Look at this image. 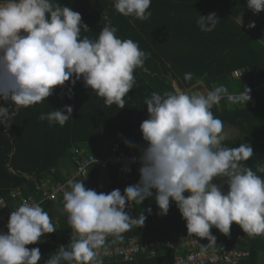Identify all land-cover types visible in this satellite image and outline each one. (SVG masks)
I'll return each instance as SVG.
<instances>
[{
	"label": "clouds",
	"instance_id": "obj_1",
	"mask_svg": "<svg viewBox=\"0 0 264 264\" xmlns=\"http://www.w3.org/2000/svg\"><path fill=\"white\" fill-rule=\"evenodd\" d=\"M151 2L114 0V8L125 17L146 21ZM247 7L257 14L264 11V0H247ZM219 22L213 12L200 15L197 25L202 32H212ZM239 22L241 26V17ZM82 29L89 31L81 14L57 0H0V99L15 108L10 112L0 107V125L8 126L21 108L44 102L57 86L68 81L74 86L81 79L109 108L125 107L123 98L136 83L134 71H147L149 54L138 42L119 38L110 23L94 40L81 37ZM192 75L185 73V81ZM250 91L245 87L233 94L219 85L206 91L177 87L163 94L153 92L144 102L148 118L140 124L146 147L140 151L138 183L123 194L119 189L97 193L83 180L69 179L61 211L71 228L70 243L60 246L45 264H101L98 250L108 236L116 242L123 233L144 225L143 214L132 218L125 211L126 201L131 207L153 197L158 215H167L174 201L188 235L209 241L201 245L204 248L216 245L213 227L227 236L235 223L250 238L264 236V177L257 174L264 173V164H257L256 171L246 166L253 157L249 143L225 146L224 124L211 111L225 99L245 106ZM72 111L65 105L39 119L64 126ZM6 227V233L0 232V264H38L40 249L26 246L56 232L49 213L28 201L11 212Z\"/></svg>",
	"mask_w": 264,
	"mask_h": 264
},
{
	"label": "trees",
	"instance_id": "obj_2",
	"mask_svg": "<svg viewBox=\"0 0 264 264\" xmlns=\"http://www.w3.org/2000/svg\"><path fill=\"white\" fill-rule=\"evenodd\" d=\"M57 2L81 14L89 29H82L81 37L94 40L103 26L110 23L117 29L119 38L138 42L141 50L149 54L144 64L147 71L139 68L134 71L136 83L123 98L125 107L122 109L116 105L106 106L103 98L86 88L81 79L74 86L70 81L57 86L44 102L21 108L8 126L0 125V199L6 203L4 211L18 206L21 198L40 201L45 189L65 183L66 177L59 169L67 162L74 167L75 150L102 158L108 155L114 143L122 147L129 144L146 147L140 131V124L148 118L145 99L153 92L172 91L173 83L182 90L194 86L193 90H197L199 85L208 90L223 85L233 94L241 93L245 87L254 89V108L247 103L232 105L225 99L211 111L224 126L237 132V142L224 141L223 144L239 147L241 143H249L253 157L245 162L246 166L256 171L257 164H264V43L260 40L264 11L254 14L247 7V0H152L148 9L151 17L141 21L119 14L114 0ZM213 12L220 22L212 32H202L197 25L199 16ZM239 17L243 18L241 26L237 22ZM248 21H253L255 27L246 31L243 25ZM242 70L241 77H233L235 71ZM185 73L193 74L190 81H185ZM9 103L0 99V107L6 106L12 112L15 108ZM65 105L71 106L73 111L64 126L39 119L42 113L62 109ZM138 170L134 169L131 185L139 181ZM257 174L264 177V173ZM110 178H113L112 172ZM100 180L98 168L93 166L82 182L87 189L99 193ZM215 182L220 183L219 179ZM224 190L227 191L226 184ZM15 191H19L20 196L12 198ZM62 201L63 197L57 202L43 200L41 203L51 216L56 232L42 236V242L26 246L40 249L38 264H45L60 246L70 243L71 228L67 214L61 211ZM134 207L136 218L141 214L146 217L144 225L123 233V239L116 242L108 236L104 247L123 246L132 237L142 242L170 240L180 232L188 233L186 221L174 201H170L167 215H158L154 197L145 199L142 204L134 203ZM148 209H151L150 214ZM210 231L219 235L218 249L236 246L248 252L238 264H264V236L250 238L235 223L227 236L214 227ZM173 254L171 250L159 252L152 258L140 254L129 262L111 260L103 264H174Z\"/></svg>",
	"mask_w": 264,
	"mask_h": 264
},
{
	"label": "built area",
	"instance_id": "obj_3",
	"mask_svg": "<svg viewBox=\"0 0 264 264\" xmlns=\"http://www.w3.org/2000/svg\"><path fill=\"white\" fill-rule=\"evenodd\" d=\"M251 23L244 26L246 31L251 30L249 27ZM244 71H235L234 78H239ZM264 86V83H263ZM251 99L247 102L250 108L255 107L254 89H250ZM142 148L135 147L131 144L126 147L120 146L118 143L112 144L107 156L96 158L93 155L85 154L81 150H75L72 156L73 168L66 176L65 183H57L50 188L45 189L44 198L36 201L32 197L21 198L18 206L24 201L30 203H39L41 205L43 200L57 202L59 198L63 197L64 191L68 190L67 181L69 179L86 180L88 171L97 166L98 172L101 176V181L97 185L98 192L110 193L112 190L119 189L121 194L124 189L131 185L133 181V172L135 168H140L139 156ZM112 172L113 178H110ZM45 187V186H43ZM12 198L20 196L19 191L12 193ZM5 201L0 199V232H7V223L9 216L13 210L4 211ZM126 201L125 211L132 217L136 218L134 203L128 207ZM138 227H133L132 230ZM215 236V235H213ZM216 237V243L219 241ZM48 240V238H47ZM43 239H40L42 242ZM209 241L206 238H198L194 236H186L182 233L176 234L170 240H154V241H139L137 237H132L127 244L123 246L103 247L98 250V259L101 264L111 260H121L124 262L132 261L140 254L148 257H155L159 252L171 250L173 254L174 264H238L239 261L248 256V252L238 249L236 246H230L226 249L220 250L215 246L204 248Z\"/></svg>",
	"mask_w": 264,
	"mask_h": 264
},
{
	"label": "crops",
	"instance_id": "obj_4",
	"mask_svg": "<svg viewBox=\"0 0 264 264\" xmlns=\"http://www.w3.org/2000/svg\"><path fill=\"white\" fill-rule=\"evenodd\" d=\"M240 18V17H239ZM239 18L237 19V22L240 24V22H239ZM241 19H242V23H243V18L241 17ZM242 25V24H241ZM260 40H262V42L264 43V29H262V31H261V39ZM173 86H174V88H177V85L175 84V83H173ZM237 132H236V130H234V129H231V128H229V127H226V126H224V134H225V136H226V139H225V141H235V142H237V140H238V135L236 134ZM232 135V136H231ZM237 139V140H236ZM59 171H60V173H62V175L63 176H67V175H69L70 174V172H71V166L69 165V163L67 162V163H65L64 165H62L61 167H60V169H59ZM101 181V180H100ZM139 228V227H138ZM137 228V229H138ZM180 233H182V234H184V235H186V236H189L188 235V233H184V232H180ZM212 235H215V236H217L218 237V239H219V235L217 234V233H212ZM191 236H193V235H191ZM195 237V236H194ZM199 238V237H198ZM226 248H228V247H223L222 249H220V250H223V249H226Z\"/></svg>",
	"mask_w": 264,
	"mask_h": 264
},
{
	"label": "rangeland",
	"instance_id": "obj_5",
	"mask_svg": "<svg viewBox=\"0 0 264 264\" xmlns=\"http://www.w3.org/2000/svg\"><path fill=\"white\" fill-rule=\"evenodd\" d=\"M201 86L199 89H197V91H206L207 89L203 86V85H199ZM196 86L192 87L190 90L195 89ZM237 134V133H236ZM232 136V135H231Z\"/></svg>",
	"mask_w": 264,
	"mask_h": 264
}]
</instances>
